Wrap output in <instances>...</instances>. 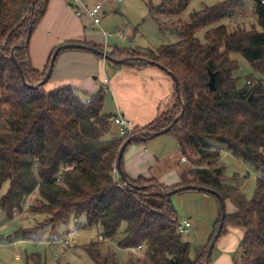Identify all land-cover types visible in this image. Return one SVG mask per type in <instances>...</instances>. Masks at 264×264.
Instances as JSON below:
<instances>
[{
    "label": "trees",
    "instance_id": "trees-1",
    "mask_svg": "<svg viewBox=\"0 0 264 264\" xmlns=\"http://www.w3.org/2000/svg\"><path fill=\"white\" fill-rule=\"evenodd\" d=\"M33 1L0 0V191L5 188L0 210L13 220L15 212L27 205L33 214L46 216L43 222L51 226V232L72 219H81V227L100 226L102 240L83 246L95 264H119L113 252L102 249L106 239L118 235L122 249L143 245L142 260L130 259L124 264H205L210 244L216 245L229 226L243 230L233 264H264V0H250L254 23L240 22L233 28L212 25L235 18L248 0L207 5L191 13L187 22L180 16L192 0L150 4L148 15L160 28L175 26L180 40L145 51L135 46L107 50L80 41L106 50L109 57L105 60L114 68L140 69L152 65L148 62L152 60L179 79L181 96H176L173 108L145 126H134L125 135L114 130L113 114L104 111V87L84 97L70 84L47 89L48 82L36 88L23 83L12 54L31 84L43 79L51 59L40 71L30 58L31 35L50 0ZM205 28L202 42L197 33ZM232 53L244 56L254 69L243 86L235 76L239 64ZM211 72L216 73L215 91L209 88ZM174 92L177 94L175 84ZM178 116L167 133L176 137L191 166L182 170L180 181L167 185L155 177L129 176L123 156L127 186L117 169L123 143L132 135H137L132 143L148 142L153 132L169 127ZM224 147L258 172L251 198L237 184L226 181V167L220 164ZM187 185L213 189L236 208L227 211L217 236L221 222L218 196L188 189L213 195L219 202L218 219L204 246L186 240L179 232L180 215L173 195H167ZM32 194L34 199L28 205ZM19 231L28 236L21 228ZM41 255L32 252L27 259L45 264Z\"/></svg>",
    "mask_w": 264,
    "mask_h": 264
},
{
    "label": "crops",
    "instance_id": "crops-1",
    "mask_svg": "<svg viewBox=\"0 0 264 264\" xmlns=\"http://www.w3.org/2000/svg\"><path fill=\"white\" fill-rule=\"evenodd\" d=\"M117 1L50 0L44 17L36 26L30 38L29 50L33 66L43 71L54 49L67 42L85 40L101 45L107 50L111 49L112 47L108 44V38L112 35L105 34L106 30L105 26H102V18L109 14V9H112ZM141 1L149 9L150 4H158L161 0ZM99 2L103 6L101 23L92 27L91 18L85 11V7H91ZM132 2V0H122L121 8L126 7L127 10H130ZM118 7L120 8V3H118ZM78 8L83 10L81 15L77 14ZM123 17L125 21H121L122 26L130 27L135 24L136 26L133 29L134 35L137 32L143 34L142 30L138 29V22L134 20L135 18L131 13ZM147 17H151L148 15V12ZM138 48L141 49L140 47ZM107 64L105 59L99 58L94 52L86 49L70 48L61 50L56 58L54 70L46 84V88L54 89L64 84H70L78 89L81 94L84 93V97H88L97 92L101 87H107L109 91L106 92L104 111L112 113L113 116H122L132 121L133 127L145 126L152 122L159 114L173 108L176 102L174 81L171 75L164 69L156 65L140 69L132 67L114 68L111 66L109 72ZM105 79L108 81L107 84H105ZM114 130H118L116 124H114ZM160 137L161 135L145 143H131L127 146L123 159L125 171L129 176L133 178H137L140 175L148 178L155 177L167 185L180 181V174L187 167L188 162L181 160L182 153L177 142V156L175 157L171 152V156L166 155L169 152L164 153L163 150L169 144V137ZM176 161L181 165L176 164ZM190 194L194 195H189L187 199L179 201L178 204L174 205L177 210L179 207V209L195 217V222L198 221L196 233L198 234L199 227L200 231L203 230L200 216L202 215V210H204L203 205L208 206V211L211 213L212 221L215 225L219 216V202L210 194ZM235 210L236 208L231 205L230 212H234ZM213 230L214 228L212 232ZM211 234L208 237L204 236V239L199 237L200 241L196 239L194 241L190 239L186 240L193 242L195 245L204 246L207 244ZM224 248L226 247L222 246L221 250H224Z\"/></svg>",
    "mask_w": 264,
    "mask_h": 264
},
{
    "label": "rangeland",
    "instance_id": "rangeland-1",
    "mask_svg": "<svg viewBox=\"0 0 264 264\" xmlns=\"http://www.w3.org/2000/svg\"><path fill=\"white\" fill-rule=\"evenodd\" d=\"M132 1L130 10H127L126 7L121 8L122 0H118L116 5H114L112 9H109V14L102 18V26H105L106 32L112 33V36L108 38L109 46H137L141 48V51H145L147 48H157L161 45L175 43L180 40L178 29L175 26L166 24L160 28L159 24H157L153 18H146L148 9L143 1ZM219 1L221 0H192L186 10L181 14L180 18L187 22L190 19V14L194 11H199L205 6L213 5ZM118 3H120V8L118 7ZM247 3L244 10L238 12L235 18H224L212 26L225 24L233 28L235 25L240 24V22L251 25L256 21L253 12V3L250 0H248ZM140 11L142 12L140 13ZM130 13L135 18L134 20L138 22V29L140 31L142 30L143 34L137 32L134 35L133 29L134 26H136L135 24L130 27L121 25V21H125L123 16ZM207 30L208 28H205L197 33V36L202 42H205V32ZM122 35L127 37V39H122ZM232 57L238 61L239 67L235 72V76L239 78V85L243 86L248 75L254 73V69L251 63L241 54L232 53ZM110 68L111 65L107 64L109 72ZM161 137H169L167 148H163L164 153L169 152V154L167 153L166 155L171 156V152V154L176 157L177 139L169 133H164ZM172 144L175 145V148L174 145L172 147ZM185 161L188 162L187 166L190 167L191 164L187 157ZM177 163L176 161V164ZM178 164L179 166L181 165L180 163ZM220 164L226 167V181L237 184L245 193L246 197L251 198L256 185L258 172L250 164L235 158L225 147L222 150ZM4 190L5 188L0 191V195ZM190 193L203 194L204 192L195 190L180 191L173 195V203L176 205L179 201L187 199L189 195H194ZM206 194L209 195L208 193ZM34 196L35 194H32L28 199V205L33 201ZM212 197L217 199L213 195ZM231 205L232 203L227 201L226 210L229 212ZM203 207L204 210H202V215H200L203 230L200 231L199 227L198 234H196L198 221L195 222L194 216L189 215L186 211L178 207L180 220L189 218L192 223L189 232L183 234L185 239H190L192 241L196 239L200 241V238L204 239V236L208 237L211 234L214 228L213 219L211 213L208 211V206L204 204ZM45 217V215L33 214L30 212L27 205L24 207L23 211L15 212L13 220L9 219L6 213L0 210V264H34L33 262L30 263L27 259V255L32 252H40L42 254V260L46 262L45 264H95L87 251L83 249V246L91 241L102 240L100 237V226L81 227V219H72L68 224L62 225L57 232H51V226L43 222ZM35 226L38 228L33 230ZM20 228L28 234L27 237L19 231ZM68 231L73 232V234L69 236V244H60L59 246H52V244H49V240L63 238ZM242 234L243 230L241 228L229 226L228 231L220 236L217 241V245L215 249H213L214 252L211 256L210 264H232V258L239 251ZM120 237L121 236L118 235L115 239H106L102 246L104 253L113 252L119 264H124L130 259H135L136 261L142 260L144 252L137 248H131L127 251L122 249L119 246ZM197 241H195V243H197ZM222 246L226 248L221 250ZM191 255H194L193 250Z\"/></svg>",
    "mask_w": 264,
    "mask_h": 264
},
{
    "label": "water",
    "instance_id": "water-1",
    "mask_svg": "<svg viewBox=\"0 0 264 264\" xmlns=\"http://www.w3.org/2000/svg\"><path fill=\"white\" fill-rule=\"evenodd\" d=\"M36 0L33 1V3H35ZM31 32H32V26L30 27V30H29V36L28 38H30V35H31ZM70 48H81V49H86V50H89V51H92L94 53H99L101 54L104 59H107L109 56H108V53L106 50H99L97 49L96 47L94 46H90V45H87V44H84V43H81V42H67V43H63L61 45H59L58 47H56L51 55V59H50V62H49V68L45 74V76L43 77V79L38 82L37 84H31V83H28L26 78H25V75H24V72H23V69H22V66L20 64V62L18 61V59L15 57L14 54L11 55V58L15 64V67L23 81V83L25 85H27L28 87L30 88H36L40 85H44L46 84L49 79L51 78L52 76V73H53V70H54V66H55V62H56V58L59 54V52L61 50H64V49H70ZM150 64L152 65H156L162 69H164L166 72H168L173 81H174V84H175V89H176V96L177 97H180L181 96V90H180V82H179V79L178 77L176 76V74L174 72H172L171 70H168L166 68V66L158 63V62H155V61H152V60H149L148 61ZM215 77H216V73H213L211 72L210 73V81H209V88L211 91H215L216 90V84H215ZM184 113V108L181 112V115ZM179 119V116L177 118H175L174 122L167 128L165 129H162V130H159V131H155L151 134V138H154V137H157L159 135H162L164 133H167L170 128L178 121ZM137 139V135H132L130 137H128L126 139V141L123 143V145L121 146L120 150H119V154H118V158H117V169L121 175V178L124 180V182L127 184V186L129 185V182L127 180V176H126V173L123 169V166H122V158L124 156V152L127 148V146L132 143L134 140ZM188 189H197V190H201V191H206V192H209V193H214L218 196L219 200H220V203H221V222L219 224V229H218V233H217V236L220 234L223 226H224V221H225V217H226V214H227V210H226V202L224 200V198L220 195V193H218L217 191L213 190V189H210V188H206V187H203V186H195V185H187V186H182V187H179V188H176L172 191H169L167 192V195L168 196H172L174 195L175 193L181 191V190H188ZM214 246H215V242H212L208 248V252H207V256H206V263L205 264H209V260H210V257L212 256V252H213V249H214Z\"/></svg>",
    "mask_w": 264,
    "mask_h": 264
},
{
    "label": "built area",
    "instance_id": "built-area-1",
    "mask_svg": "<svg viewBox=\"0 0 264 264\" xmlns=\"http://www.w3.org/2000/svg\"><path fill=\"white\" fill-rule=\"evenodd\" d=\"M85 11L91 18V26L94 27L96 25H99L101 23V13L103 10L102 3H96L95 5L91 7H85ZM83 10L81 8H78L77 14L81 15ZM106 35H112V33L105 32ZM123 39H125V36H121ZM107 79H105V84H107ZM104 84V85H105ZM104 87V86H103ZM105 92L109 91V88L104 87ZM114 123L118 126V131L121 135H125L126 133L130 132L133 128L132 121L125 119L122 116H114ZM182 161L186 160V157L182 155L181 157ZM192 226L191 220L189 218H185L183 220H180L178 225L179 232L183 235L189 232L190 227ZM72 231H68L67 234L60 239L49 241V244H52V246H59L60 244L67 245L69 244V236L72 235ZM143 245H139L137 249L141 250Z\"/></svg>",
    "mask_w": 264,
    "mask_h": 264
}]
</instances>
